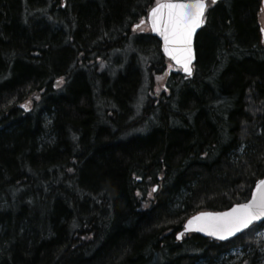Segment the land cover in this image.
<instances>
[{
    "label": "trees",
    "instance_id": "obj_1",
    "mask_svg": "<svg viewBox=\"0 0 264 264\" xmlns=\"http://www.w3.org/2000/svg\"><path fill=\"white\" fill-rule=\"evenodd\" d=\"M158 1L0 0V264H264V219L176 239L264 175L261 0L209 5L191 76Z\"/></svg>",
    "mask_w": 264,
    "mask_h": 264
},
{
    "label": "snow or ice",
    "instance_id": "obj_2",
    "mask_svg": "<svg viewBox=\"0 0 264 264\" xmlns=\"http://www.w3.org/2000/svg\"><path fill=\"white\" fill-rule=\"evenodd\" d=\"M215 2L216 0H212L213 4ZM206 7V0H162L149 12L148 19L152 30L159 32L164 38L165 52L177 63H183L184 70L189 74L192 58L191 36L197 27L204 24ZM260 217H264V180L257 181L252 197L247 203L235 204L220 213L201 212L188 223L199 222L201 231L224 238L248 227ZM180 235L177 234L178 239Z\"/></svg>",
    "mask_w": 264,
    "mask_h": 264
},
{
    "label": "water",
    "instance_id": "obj_3",
    "mask_svg": "<svg viewBox=\"0 0 264 264\" xmlns=\"http://www.w3.org/2000/svg\"><path fill=\"white\" fill-rule=\"evenodd\" d=\"M160 2H162V1H160ZM156 4H157V3H156ZM156 4H155V5H156ZM155 5H154V6H155ZM154 6H152V7H154ZM152 7H151V8H152ZM151 8L149 9V11H148V13H147V18H146V20H147V23H148V26H149V29H150V34H151L153 37H155V38L158 40L159 44H160V50H161L162 55H163L165 58H167V59L170 60L172 66L179 67V68H180V72H181L183 75L190 76L191 74H189L188 72H186V71L184 70V65H183V63H177L174 59H172V57H171L167 52H165V50H164V38H163V36H161L159 32H156V31H153V30H152V25H151V23L149 22V19H148L149 12H150ZM261 9H262V12H263V20H264V0H261ZM204 14H205V12H204ZM200 27H201V25H200L199 27H197V28L193 31L192 36H191V57H192V58H191V62H190V64H189V67L191 68V73H192V66H193V64L195 63L194 39H195V36H196L197 32L199 31ZM262 32H264V31H262ZM259 180H264V175H263L261 178H259V179H257V180L255 181V183H254V185H253V188H252V190H251V193H250L248 199L245 200V201H243V202L236 203V204L247 203V201H248L249 199H251V197H252V192H253V190L256 188L257 181H259ZM154 189H156V187H154ZM233 205H235V204H233ZM233 205H232V206H233ZM232 206H231V207H232ZM231 207H229V208H227V209H225V210H223V211H209V210H207V211H200V212H197V213L193 214L192 216H190L189 218H187V219L185 220V222H184L183 225H182L183 228H182V230H181L179 233H180L181 235H182L183 233H185V234H187V233H196V234H199V235H201V236H203V237H208V238L214 239V240H216V241H226V240H228V239H231L232 237L237 236L239 233H241L242 231H244V230H246L247 228H249V226H251L252 224H258L259 222H261V221L264 219V217H260L259 219L255 220V221H253L251 224H249L248 227L243 228V229H241L240 231L235 232V233H233V234L230 235V236H225L224 238H220V237H218V236H213V235L209 234V232H207V231H201V230H200V223H199V222H193L192 224H189V223H188V222L192 219V217L197 216V215H198L199 213H201V212L220 213V212H225V211H227V210L230 209ZM181 235H180V238H181ZM180 238H179V239H180ZM176 239L179 240V239L177 238V235H176Z\"/></svg>",
    "mask_w": 264,
    "mask_h": 264
},
{
    "label": "rangeland",
    "instance_id": "obj_4",
    "mask_svg": "<svg viewBox=\"0 0 264 264\" xmlns=\"http://www.w3.org/2000/svg\"><path fill=\"white\" fill-rule=\"evenodd\" d=\"M260 24H261L262 27H264V22H263L262 14H261V17H260ZM263 38H264V37H263ZM162 87H163V85H162ZM162 87H161V88H162Z\"/></svg>",
    "mask_w": 264,
    "mask_h": 264
}]
</instances>
